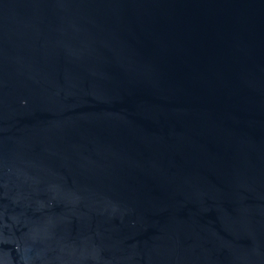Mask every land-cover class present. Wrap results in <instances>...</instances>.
Wrapping results in <instances>:
<instances>
[{
  "label": "water",
  "instance_id": "95a60500",
  "mask_svg": "<svg viewBox=\"0 0 264 264\" xmlns=\"http://www.w3.org/2000/svg\"><path fill=\"white\" fill-rule=\"evenodd\" d=\"M0 264H264V0H0Z\"/></svg>",
  "mask_w": 264,
  "mask_h": 264
}]
</instances>
